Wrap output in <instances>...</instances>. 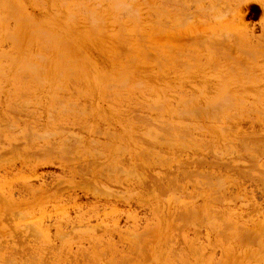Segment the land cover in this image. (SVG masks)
Segmentation results:
<instances>
[{
    "label": "rangeland",
    "instance_id": "rangeland-1",
    "mask_svg": "<svg viewBox=\"0 0 264 264\" xmlns=\"http://www.w3.org/2000/svg\"><path fill=\"white\" fill-rule=\"evenodd\" d=\"M86 1L0 0V264H264V0Z\"/></svg>",
    "mask_w": 264,
    "mask_h": 264
},
{
    "label": "bare ground",
    "instance_id": "bare-ground-1",
    "mask_svg": "<svg viewBox=\"0 0 264 264\" xmlns=\"http://www.w3.org/2000/svg\"><path fill=\"white\" fill-rule=\"evenodd\" d=\"M35 1H36V0H35ZM69 1H70V0H68V2H69ZM84 1H85V0H84ZM87 1H88V0H87ZM87 1H86V2H87ZM89 1H90V0H89ZM105 1H107V0H105ZM108 1H109V0H108ZM110 1H112V0H110ZM113 1L115 2V0H113ZM113 1H112V2H113ZM118 1H119V0H118ZM135 1H136V0H135ZM141 1H143V0H141ZM163 1H164V0H163ZM163 1H162V2H163ZM191 1H192V0H191ZM202 1H203V0H202ZM242 1H243V0H242ZM246 1H247V0H246ZM253 1H254V0H253ZM133 2H134V1H133ZM166 2H167V1H166ZM180 2H181V1H180ZM220 2H221V1H220ZM244 2H245V1H244ZM128 3H129V2H128ZM143 3H144V2H143ZM170 3H171V2H170ZM174 3H175V2H174ZM200 3H201V2H200ZM239 3H240V2H239ZM239 3H238V5H239ZM242 3H243V2H242ZM245 3H246V2H245ZM247 3H248V2H247ZM57 4H58V2H57ZM124 4H125V3H124ZM131 4H133V3H131ZM65 5H66V4H65ZM65 5H64V3H63V7H64ZM94 5H96V4H94ZM115 5H116V4H115ZM115 5H114V7H115ZM121 5H122V3H121ZM121 5H120V6H121ZM125 5H126V4H125ZM127 5H128V4H127ZM172 5H173V4H172ZM218 5H219V4H218ZM226 5H228V4H226ZM238 5H237V7H238ZM246 5H247V4H246ZM9 6H10V5H9ZM9 6H7V7H9ZM97 6L101 7V6L98 5V4H97ZM120 6H119V7H120ZM147 6H148V5H147ZM168 6H169V5H168ZM173 6H174V5H173ZM194 6H195V5H194ZM240 6H241V4H240ZM5 7H6V6H5ZM74 7H75V6H74ZM92 7H93V6H92ZM99 7H98V8H99ZM122 7H123V10H125L124 13H126V16H127L128 14H129V15L132 14V16L135 15V16L138 17V15L135 14V13H137V10H135V12H134V11H132V9H131V7H133V5H130V6L128 7V8L131 9V11L129 10V12H128V8L125 9L124 6H122ZM122 7H121V8H122ZM171 7H172V6H171ZM216 7H217V6H216ZM225 7H226V6H225ZM117 8H118V7H117ZM117 8L115 7L114 9L117 10ZM234 8H235V7H234ZM12 9H14V12L17 11V9H15L14 6L11 7V11H12ZM81 9H82V8H81ZM83 9H84V8H83ZM96 9H97V8H96ZM229 9H230V8H229ZM238 9H239V7H238ZM242 9H243V8H242ZM85 10L88 11L87 8H85ZM123 10H122V11H123ZM175 10H176V9H175ZM205 10H206V9H205ZM82 11H83V10H82ZM126 11H127V12H126ZM180 11H181V10H180ZM12 12H13V11H12ZM83 12H84V11H83ZM131 12H132V13H131ZM133 12H134V13H133ZM10 13H11V12H10ZM84 13L86 14L87 12H84ZM84 13H83V14H84ZM96 13H97V12H96ZM116 13H117V11H116ZM122 13H123V12H121V14H122ZM124 13H123V14H124ZM127 13H128V14H127ZM168 13H169V12H168ZM179 13H180V12H179ZM189 13H190V12H189ZM231 13H232V12H231ZM85 14H84V15H85ZM87 14H89V17L87 16V17H88L87 22L89 21V19L91 18V16H95V15H94V12L92 13L93 15H91V13H87ZM183 14H184V13H183ZM201 14H202V13H201ZM239 14H242V13H240V11H239ZM15 15H16V13H15ZM118 15H120V14H118ZM150 15H151V14H150ZM225 15H226V14H225ZM69 16H70V15H69ZM97 16H98V15H97ZM121 16H122V15H120V17H121ZM123 16H125V15H123ZM132 16H131V17H132ZM135 16H133V17H135ZM12 17H13V16H12ZM70 17H71V16H70ZM70 17H68V19H69ZM72 17H73V16H72ZM87 17H86V18H87ZM137 17H136V20H134V19H133V20L138 22V20H139L140 18L138 17V18H139V19H138ZM150 17H151V16H150ZM226 17H227V16H226ZM118 18H119V17H118ZM121 18H123V17H121ZM128 18H129V17H128ZM154 18H155V16H154ZM7 19L10 20L11 18L9 17V18H7ZM7 19H6V22H7ZM115 19L117 20V17H116ZM137 19H138V20H137ZM235 19H236V18H235ZM11 20L14 22L13 19H11ZM94 20H95V19H94ZM99 20H100V19H99ZM121 20H122V19H121ZM121 20H120V18L118 19V21H121ZM0 21H1V20H0ZM69 21H71V20H69ZM101 21H102V20H101ZM183 21H184V20H183ZM244 21H245V20H244ZM3 22H5V21H3ZM17 22H18V21H17ZM89 22H90V26H91V23H93V22H91V21H89ZM95 22L99 23V22L96 21V20H95ZM185 22H186V21H185ZM205 22H207V21H204V23H205ZM101 23H103V21H102ZM204 23H203V24H204ZM95 24H96V23H93V24H92V29H93V26H94ZM185 24H186V23H185ZM15 25H16V21H15ZM17 25H18V24H17ZM161 25H162V24H161ZM164 25H165V24H164ZM187 25H188V24H187ZM1 26H2V25H1ZM96 26H99V24H96ZM242 26H243V24H242ZM245 26H246V25H245ZM245 26H244V27H245ZM11 27H12V26H11ZM35 27H36V25H35ZM35 27H34V28H35ZM162 27H163V26H162ZM185 27H186V26H185ZM233 27H234V26H233ZM235 27H236V26H235ZM239 27H240V26H239ZM32 28H33V27H32ZM94 28H95V27H94ZM236 28H238V27H236ZM249 28H250V27H249ZM25 29H26V28H25ZM245 29H248L247 26L245 27ZM2 30H3V29H2ZM93 30H95V29H93ZM173 30H174V29H173ZM234 30H235V28H234ZM48 31H49V30H48ZM137 31H138V30H137ZM35 33H36V32H35ZM37 33L40 34L39 32H37ZM0 34H1V33H0ZM262 34H263V33H262ZM27 35H28V34H27ZM42 35H44V33H42ZM136 35H137V34H136ZM219 35H221V34H219ZM223 35H224V34H223ZM0 36H2V35H0ZM126 36H127V35H126ZM234 36H235V35H234ZM4 37L7 38L6 36H4ZM44 37H45V36H44ZM44 37H43V38H44ZM224 37H225V36H224ZM46 38H47V35H46ZM53 38H54V37H53ZM143 38H144V37H143ZM205 38H206V37H205ZM232 38H233V37H232ZM7 39H9V38H7ZM261 39H262V38H261ZM13 40H15V38H13ZM54 40H55V39H54ZM117 40H118V39H117ZM236 40H237V42H238L239 39H236ZM236 40H235V41H236ZM259 40H260V39H259ZM16 42H17V41H16ZM47 42H49V41H47ZM47 42H45V44H46ZM231 42H233V41H231ZM262 42H263V41H262ZM49 43H50V42H49ZM123 43H124V42H123ZM221 43H222V42H221ZM233 43H234V42H233ZM17 44H18V43H17ZM50 44H51V43H50ZM54 44L56 45V43H54ZM237 44H238V43H237ZM259 44H260V43H259ZM48 45H49V44H48ZM201 45H202V44H201ZM223 45H224V44H223ZM257 45H258V44H257ZM238 46H239V45H238ZM261 46H262V45H261ZM36 47H37V46H36ZM209 47H210V46H209ZM240 47H241V46H240ZM262 47H263V46H262ZM47 48H48V47H47ZM47 48H46V49H47ZM49 48H51V46H50ZM244 48H245V47H244ZM247 48H248V47H247ZM145 49H146V48H145ZM166 49H167V48H166ZM229 49H230V48H229ZM238 49H240V48H238ZM243 50H245V49H243ZM260 50H261V49H260ZM43 51H44V49H43ZM47 51H48V49H47ZM216 51H217V50H216ZM241 51H242V50H241ZM248 51H250V50H248ZM251 51H254V46H253V50H251ZM256 51H257V50H256ZM25 52H26V51H25ZM169 52H170V51H169ZM49 53H50V52H49ZM175 53H176V52H175ZM191 53H192V52H191ZM193 53H194V52H193ZM54 54H55V53H54ZM54 54L52 53V55H54ZM252 54H253V53H252ZM218 55H219V54H218ZM221 55H222V54H221ZM228 55H229V54H228ZM254 55H255V54H254ZM246 56H247V55H246ZM261 56H262V55H261ZM36 57H37V56H36ZM36 57H35V58H36ZM219 57H220V56H219ZM219 57H218V58H219ZM58 58H59V57H58ZM61 58H62V57H61ZM66 58H67V57H66ZM250 58H251V57H250ZM254 58H255V56H254ZM39 59H40V58H39ZM43 59H44V58H43ZM191 59H193V58H191ZM235 59H236V58H235ZM29 60H30V59H29ZM35 60H36V59H35ZM58 60H59V59H58ZM162 60H163V59H162ZM43 61H44V60H43ZM62 63H63V61H62ZM66 63H67V62H66ZM131 63H132V62H131ZM180 63H181V62H180ZM235 63H236V62H235ZM183 64H184V63H183ZM26 65H27V64H26ZM30 65H31V64H30ZM30 65H29V66H30ZM239 65H240V64H239ZM32 66H33V65H32ZM183 66H184V65H183ZM185 66H186V65H185ZM25 67H26V66H25ZM35 67H36V65H35ZM29 68H31V67H29ZM29 68H28V69H29ZM19 70H20V69H19ZM21 71H22V73H23V72H26V71H23V70H21ZM232 71H233V69H232ZM246 71H247V70H246ZM19 72H20V71H19ZM19 72H18V74H19ZM27 72H28V71H27ZM33 72H34V74L36 73V71H34V70H33ZM37 72H38V71H37ZM20 73H21V72H20ZM28 73H29V72H28ZM235 73H236V72H235ZM245 73H246V72H245ZM29 74H30V73H29ZM31 74H32V73H31ZM43 74H44V73H43ZM45 75H46V74H45ZM244 75H245V74H244ZM29 77H30V76H29ZM99 77L101 78V76H98V77H96V78L99 79ZM40 78H41V77H40ZM43 78H44V77H43ZM43 78H42V79H43ZM96 78H95V80H97ZM127 78H128V77H127ZM45 79H46V78H45ZM59 79H60V78H59ZM103 79H104V78H102V81H103ZM95 80H94V81H95ZM104 80H106V79H104ZM35 81H36V80H35ZM69 81H71V80H69ZM97 81H99V80H97ZM126 81H129V80L126 79ZM130 81H131V80H130ZM130 81H129V83H130ZM141 81H142V80H141ZM72 82H73V81H72ZM106 82H107V81H106ZM109 82H110V81H109ZM121 82H122V81H121ZM121 82H119V84H120ZM38 83H39V81H38ZM42 83H43V81H42ZM42 83H41V84H42ZM103 83H104V82H102L101 84H103ZM127 83H128V82H127ZM127 83H126V84H127ZM129 83H128L127 85H129ZM98 84H99V82H98ZM101 84H100V85H101ZM144 85H145V84H144ZM101 86H102V85H101ZM108 86L110 87V85H108ZM124 86H126V85H124ZM109 87H108V88H109ZM126 87H127V86H126ZM143 87H144V86H143ZM106 88H107V87H106ZM108 88H107V89H108ZM118 88H120V87L118 86ZM57 89H58V88H57ZM113 89H114V88H113ZM124 89H125V88H124ZM124 89H123V90H124ZM126 89H127V88H126ZM143 89H144V88H143ZM146 89H147V88H146ZM108 90H109V89H108ZM117 90L121 91L122 89H117ZM138 90H139V89H138ZM149 90H150V89H149ZM74 91H75V90H74ZM109 91H111V90H109ZM109 91H108V92H109ZM112 91H113V90H112ZM115 91H116V90H115ZM163 91H164V90H163ZM134 92H135V91H134ZM76 93H77V92H76ZM109 93H110V92H109ZM137 93H138V92H137ZM201 94H202V93H201ZM227 94H228V93H227ZM227 94H226V95H227ZM226 95H224V96H226ZM106 96H107V95H106ZM110 96H111V95H110ZM124 96H125V95H124ZM184 96H185V95H184ZM224 96L222 97V100H223ZM59 97H60V96H59ZM87 97H88V96H87ZM107 97H108V96H107ZM117 97H118V96H117ZM119 97H120V96H119ZM226 97H227V96H226ZM230 97H231V96H230ZM235 97H236V96H235ZM239 97H240V96H239ZM110 98H111V97H110ZM115 98H116V97H115ZM220 98H221V97H220ZM19 99H20V98H19ZM65 99H66V98H65ZM194 99H195V98H194ZM66 100H67V99H66ZM192 100H193V98L191 99V101H192ZM226 100H227V99H226ZM233 100H235V99H233ZM233 100L231 99V102H232ZM237 100H238V99H237ZM62 101H64V100H62ZM179 101H180V100H179ZM235 101H236V100H235ZM239 101H240V99H239ZM258 101H259V100H258ZM17 102H18V101H17ZM17 102H16V103H17ZM33 102H34V101H33ZM184 102H186V101H184ZM222 102H224V103H222ZM222 102L220 101V104H219V105L222 106V104H223V105L225 104V101H222ZM195 103H196V102H195ZM218 103H219V102H218ZM228 103H230V101H229ZM232 103H233V102H232ZM13 104H14V103H13ZM27 104H28V103H27ZM78 104H79V103H78ZM121 104H122V103H121ZM138 104H139V103H138ZM209 104H210V103H209ZM230 104H231V103H230ZM230 104H229V105H230ZM239 104H241V106H242L243 102L241 103V101H240ZM10 105H11V104H10ZM35 105H36V104H35ZM124 105H125V104H124ZM160 105H161V104H160ZM160 105H159V106H160ZM166 105H167V104H166ZM227 105H228V104H227ZM229 105H228V106H229ZM22 106H23V105H22ZM22 106H21V107H22ZM159 106H157V107H159ZM161 106H162V105H161ZM186 106H187V105H186ZM199 106H201V105H199ZM206 106H207V105H206ZM208 106H209V105H208ZM231 106H232V105H231ZM231 106H230V107H231ZM243 106H244V105H243ZM248 106H251V105H248ZM248 106H247V107H248ZM18 107H19V106H18ZM140 107H141V106H140ZM142 107H143V106H142ZM151 107H152V106H151ZM168 107H169V106H168ZM176 107H177V106H176ZM182 107H183V105H182ZM212 107H213V106H212ZM225 107H226V106H225ZM238 107H239V106H238ZM258 107H259V106H258ZM57 108H58V107H57ZM63 108H64V107H63ZM65 108H66V107H65ZM132 108H133V107H132ZM153 108H154V107H153ZM177 108H178V107H177ZM216 108H217V107H216ZM216 108H215V110H217ZM242 108H243V107H242ZM244 108H245V107H244ZM250 108H251V107H250ZM137 109H138V107H137ZM143 109H144V108H143ZM178 109H180V108H178ZM231 109H232V108H231ZM233 109H234V108H233ZM248 109H249V108H248ZM14 110H15V109H14ZM74 110H75V109H74ZM163 110H164V107H163ZM193 110H194V109H193ZM219 110H221V109L219 108ZM224 110H225V109H224ZM235 110H236V108H235ZM49 111H50V110H49ZM53 111H54V110H53ZM79 111H80V110H79ZM81 111H82V110H81ZM84 111H85V110H84ZM156 111H157V110H156ZM177 111H178V110H177ZM179 111H181V110H179ZM210 111H211V110H210ZM221 111H222V110H221ZM236 111H237V110H236ZM239 111H240V110H239ZM242 111H243V110H242ZM117 112H118V111H117ZM188 112H189V111L187 110L186 113H188ZM213 112H214V111H213ZM218 112H219V111H218ZM223 112H224V111H223ZM234 112H235V111H234ZM253 112H254V111H253ZM256 112H257V111H256ZM23 113H24V112H23ZM71 113H72V112H71ZM192 113H193V112H192ZM220 113H221V112H220ZM227 113H229V112H227ZM258 113H259V112H258ZM65 114H66V113H65ZM72 114H73V113H72ZM216 114H217V113H216ZM237 114H238V113H237ZM245 114L247 115V113H245ZM259 114H260V113H259ZM163 115H164V114H163ZM211 115H212V114H211ZM214 115H215V114H214ZM252 115H253V114H252ZM12 116H13V115H12ZM48 116H49V115H48ZM136 116H137V115H136ZM174 116H175V115H174ZM188 116H189V115H188ZM191 116H192V115H191ZM191 116H190V117H191ZM193 116H194V115H193ZM225 116H226V115H225ZM225 116H224V117H225ZM233 116L236 117V115L233 114L231 117H229V118L227 117V118L230 119V118H233ZM262 116H263V115H262ZM50 117H51V116H50ZM178 117H179V116H178ZM235 117H234V118H235ZM239 117H240V116H239ZM52 118H53V117H52ZM188 118H189V117H188ZM191 118H192V117H191ZM54 119H55V118H54ZM133 119H134V118H133ZM220 119H221V118H220ZM250 119H251V118H250ZM38 120H39V119H38ZM57 120H58V119H57ZM216 120H217V119H216ZM225 120H226V118H225ZM238 120H239V118H238ZM240 120H241V119H240ZM253 120H254V119H253ZM200 121H201V120H200ZM226 121H227V120H226ZM230 121H231V120H230ZM251 121H252V119H251ZM23 122H24V121H23ZM163 122H164V121H163ZM217 122H219V120H218ZM17 123H18V122H17ZM226 123H227V122H226ZM238 123H239V122H238ZM240 123H241V122H240ZM143 124H144V123H143ZM150 124H151V122H150ZM229 124H230V123H229ZM230 125H231V124H230ZM145 126H146V124H145ZM163 126H164V125H163ZM39 127H40V126H39ZM156 127H157V126H156ZM168 127H169V126H168ZM179 127H180V126H179ZM225 127H226V126H225ZM36 128H37V127H36ZM174 128H175V127H174ZM227 128H228V127H227ZM182 129H183V127H182ZM185 129H186V128H185ZM188 129H189V128H188ZM231 129H232V128H231ZM248 129H249V128H248ZM62 130H63V129H62ZM160 130H161V129H160ZM176 130H179V129H176ZM194 130H195V129H194ZM194 130H193V131H194ZM221 130H223L222 127H221ZM232 130H233V129H232ZM57 131H58V130H57ZM193 131H191V132H193ZM201 131H202V130H201ZM227 131H228V130H227ZM234 131H235V130H234ZM234 131H233V132H234ZM170 132H171V131H170ZM172 132H173V131H172ZM194 132H196V131H194ZM199 132H200V131H199ZM203 132H204V131H203ZM206 132H207V130H206ZM208 132H209V131H208ZM221 132H222V131H221ZM235 132H236V131H235ZM242 132H243V131H242ZM255 133H256V132H255ZM27 134H28V133H27ZM179 134H180V131H179ZM185 134H186V133H185ZM185 134L183 133L182 135H185ZM206 134H207V133H206ZM223 134H224V133H223ZM228 134H229V133H228ZM31 135H32V133H31ZM44 135H45V134H44ZM47 135H48V134H47ZM187 135H188V138H189V137H190L189 134H187ZM190 135H191V134H190ZM208 135H209V134H208ZM162 136H163V135H162ZM177 136H178V135H177ZM191 136H192V135H191ZM31 137H33V136H31ZM44 137H45V136H44ZM192 137H193V136H192ZM192 137H190V138H192ZM220 137H221V136H220ZM232 137H233V136H232ZM202 138H203V137H202ZM29 139H30V138H29ZM186 139H187V138H186ZM192 139H193V138H192ZM192 141H194V140H192ZM209 141H210V140H209ZM237 141H238V139H237ZM186 142H188V141H186ZM246 142H247V141H246ZM207 143H208V142H207ZM248 143H249V142H248ZM248 143H247V144H248ZM250 143L252 144V142H250ZM254 143H255V142H254ZM254 143H253V144H254ZM148 144H149V143H148ZM190 144H191V142H190ZM209 144H210V143H209ZM253 144H252V145H253ZM260 144H262V142H261ZM260 144H258V145H260ZM54 145H55V144H54ZM154 145H155V144H154ZM202 145H203V144H202ZM205 145H206V144H205ZM248 145H249V144H248ZM211 146H212V145H211ZM243 146H244V144H243ZM249 146H251V145H249ZM263 146H264V145H263ZM263 146H262V147H263ZM64 147H65V146H64ZM153 147H154V146H153ZM202 147H203V146H202ZM204 147H205V146H204ZM206 147H207V146H206ZM209 147H210V146H209ZM212 147H213V146H212ZM18 148H19V147H18ZM169 148H170V147H169ZM245 148H246V147H245ZM47 149H48V148H47ZM206 149H207V148H206ZM211 149H212V148H211ZM239 149H240V148H239ZM250 149H252V148H250ZM263 149H264V147H263ZM19 150H20V149H19ZM72 151H73V150H72ZM195 151H196V150H195ZM197 151H198V150H197ZM197 151H196V152H197ZM62 153H63V152H62ZM62 153H61V154H62ZM64 153H65V152H64ZM68 153H69V152H68ZM59 155H60V154H59ZM63 155H64V154H63ZM71 155H72V154H71ZM138 155H139V154H138ZM14 156H15V155H14ZM19 156H20V155H19ZM52 156H53V155H52ZM52 156H51V157H52ZM95 156H96V155H95ZM17 157H18V156H17ZM23 157H24V154H23ZM45 157H46V156H45ZM51 157H50V158H51ZM178 157H179V156H178ZM205 157H206V156H205ZM21 158H22V157H21ZM153 158H154V157H153ZM12 159H13V158H12ZM159 159H161V158H159ZM44 160H45V159H44ZM145 160H146V159H145ZM175 160H176V159H175ZM210 160H211V159H210ZM215 160H216V159H215ZM232 160H233V159H232ZM79 162H80V161H79ZM149 162H150V161H149ZM38 163H39V162H38ZM76 163H77V162H76ZM190 163H191V162H190ZM4 164H5V163H4ZM36 164H37V163H36ZM183 164H184V163H183ZM0 165H1V164H0ZM7 165H8V164H7ZM32 165H33V164H32ZM34 165H35V163H34ZM212 167H213V166H212ZM235 167H236V166H235ZM108 168H109V167H108ZM177 168H178V167H177ZM226 169H227V168H226ZM255 169H256V168H255ZM177 171H178V170H177ZM222 173H223V172H222ZM126 174H127V173H126ZM211 174H212V173H211ZM164 175H166V174H164ZM170 175H171V174H170ZM214 175H215V177L217 176L216 174H214ZM234 175H235V174H234ZM224 176H226V175H224ZM100 177H101V176H100ZM176 177H177V176H176ZM192 177H193V176H192ZM215 177H214V179H215ZM217 177L220 178L221 175H220V176H217ZM222 177H223V176H222ZM229 177H230V176H229ZM29 178H30V177H29ZM175 179H176V178H175ZM185 179H186V178H185ZM217 179H218V178H217ZM232 179H233V178H232ZM218 180L221 182L220 179H218ZM236 180H237V179H236ZM177 181H178V180H177ZM177 181H176V182H177ZM179 181H180V180H179ZM179 181H178V182H179ZM203 181H204V180H203ZM233 181H234V180H233ZM216 182H217V181H216ZM244 182H245V181H244ZM258 182H259V181H258ZM202 184H203V183H202ZM224 184H225V183H223L222 185H219V187L221 186V187H220V191H221V188L226 187V186H223ZM236 184H237V182H236ZM263 184H264V183H263ZM24 185H25V184H24ZM217 185H218V183H217ZM7 186H8V185H7ZM189 186H190V185H189ZM202 186H204V185H202ZM222 186H223V187H222ZM235 186H236V185H235ZM22 187H23V186H22ZM24 187H25V186H24ZM28 188H29V187H28ZM24 189H26V190L28 191L27 188H24ZM199 189H200V188H199ZM84 190H85V189H84ZM131 190H132V189H131ZM172 190H173V189H172ZM87 191H88V190H87ZM222 191H223V192H221V193H223V194H224V192H226V191H224V190H222ZM60 192H61V191H60ZM217 192H218V191H217ZM14 193H15V192H14ZM37 193H38V192H37ZM151 193H152V192H151ZM218 193H219V192H218ZM221 193H220V194H221ZM235 193H236V192H235ZM185 194H187V193H185ZM213 194H214V193H213ZM231 194H232V193H231ZM100 195H101V194H100ZM199 195H200V194H199ZM14 196H15V195H14ZM193 196H194V195H193ZM222 196H223V195H222ZM212 197H213V196H212ZM223 197H224V196H223ZM225 197H226V196H225ZM234 197H235V196H234ZM0 198H1V197H0ZM127 198H128V197H127ZM127 198H126V199H127ZM5 199H6V198H4V200H3V198H1V200H0L1 203H2V202H3V203H4V202H7V201H6L7 199H6V200H5ZM225 199H226V198H225ZM242 199H243V198H242ZM2 200H3V201H2ZM211 200H212V199H211ZM243 200H244V199H243ZM21 201H22V200H21ZM127 201H128V200H127ZM214 201H215V200H214ZM8 202H11V201L8 200ZM8 202H7V203H8ZM124 202H125V201H124ZM11 203H12V202H11ZM146 203H147V202H146ZM217 203H218V202H217ZM234 203H235V202H234ZM218 204H219V203H218ZM0 205H1V204H0ZM4 205H6V204L4 203ZM7 205H8V204H7ZM9 205H10V203H9ZM205 205H206V204H205ZM15 206H16V205H14V207H15ZM234 206H235V205H234ZM8 207H9V206H8ZM11 207H13V206H11ZM62 209H63V208H62ZM227 209H228V208H227ZM182 210H183V209H182ZM59 211H60V210H59ZM62 211H63V210H62ZM62 211H60V213H61ZM65 211H66V210H65ZM154 211H155V210H154ZM187 211H188V209H187ZM212 211L215 212L214 210H212ZM219 212L221 213V211H218V213H219ZM196 213H197V212H196ZM16 214H17V213H16ZM18 214H19V213H18ZM49 214H50V213H49ZM49 214H48V215H49ZM152 214H153V213H152ZM178 214H179V212H178ZM223 214H224V213H223ZM225 214H226V212H225ZM21 215H23V214H21ZM46 215H47V214H46ZM48 215H47V216H48ZM195 215H196V214H195ZM49 216H50V215H49ZM49 216H48V217H49ZM51 216H54V215L51 214ZM253 216H254V215H253ZM27 217H29V216H27ZM44 217H45V216H43L42 218H44ZM181 217H182V216H181ZM249 217H250V216H249ZM5 218H6V217H5ZM20 218H21V216H20ZM29 218H30V217H29ZM29 218H28V219H29ZM35 218H38V217L30 218V219H31L30 221L32 222V219L35 220ZM42 218L39 217L38 219L41 220ZM45 218H46V217H45ZM220 218H221V217H220ZM223 218H224V217H223ZM14 219H15V218H14ZM22 219H23V217H22ZM24 219H25V218H24ZM46 219H47V218H46ZM177 219H178V218H177ZM25 220H26V219H25ZM180 220H182V218H181ZM225 220H226V219H225ZM263 220H264V219H263ZM23 221H24V220H23ZM35 221H36V220H35ZM185 221H186V220H185ZM221 221H222V220H221ZM24 222H28V223H29V220L24 221ZM24 222H23V223H24ZM31 222H30V223H31ZM183 222H184V220H183ZM229 222H230V220H229ZM229 222H228L227 224H229ZM23 223H22V224H23ZM114 223H115V222H114ZM234 223H235V222H234ZM234 223L232 222L231 224H229V225H230V228H231V225L234 224ZM26 224H27V223H26ZM117 224H118V223H117ZM225 224H226V223H225ZM227 224H226V225H227ZM182 225H183V224H182ZM229 225H228V226H229ZM228 226H227V227H228ZM31 227H32V226L29 225L28 231H30V230L32 229ZM80 227H81V226H80ZM232 227H234V226H232ZM25 228H26V226H25ZM236 228H237V227H236ZM12 229H13V226H12ZM29 229H30V230H29ZM152 229H153V228H152ZM181 229H183V228H181ZM181 229H180V230H181ZM224 229H225V228H224ZM228 229H229V228H228ZM135 230H136V229H134V231H135ZM178 230H179V229H178ZM261 230H262V228H261ZM11 231H12V230H11ZM31 231H32V233H31V232H28V233L31 234V235L37 234V235H34V237H33V238H34V241H35V239H36V240H39V236H40V237H43L42 235H39V234H41V233H39V232L41 231L40 229H36L35 231H34V230H31ZM38 231H39V232H38ZM96 231H97V230H96ZM249 231H250V230H249ZM34 232H35V233H34ZM147 232H148V231H147ZM262 232H263V231H262ZM33 233H34V234H33ZM61 233H62V231H61ZM195 233H196V232H195ZM197 233H198V232H197ZM62 234H63V233H62ZM71 234H72V233H71ZM144 234H145V233H144ZM146 234H147V233H146ZM260 234H261V233H260ZM31 235H27V236L30 237ZM59 235H60V234H59ZM64 235H65V234H64ZM222 235H223V234H222ZM262 235H263V234H262ZM65 236H66V235H65ZM75 236H76V235H75ZM147 236H148V235H147ZM176 236H177V235H176ZM24 237H25V236H24ZM221 237H222V236H221ZM224 237H225V236H224ZM37 238H38V239H37ZM60 238H61V237H60ZM259 238H260V237H259ZM19 239H20V238H19ZM25 239H26V238H25ZM225 240H226V239H225ZM3 242H4V241H3ZM173 242H174V241H173ZM36 243H37V242H36ZM136 243H137V241H136ZM22 244H23V243H22ZM192 244H193V243H192ZM5 245H6V244H5ZM5 245H4V246H5ZM21 246H22V245H21ZM48 246H49V245H48ZM51 247H52V246H49L48 248H51ZM135 247H136V246H135ZM54 248H55V247H54ZM0 249H2V248H0ZM45 249H46V248H45ZM52 249H53V248H52ZM82 249H83V248H82ZM46 250H47V249H46ZM48 250H49V249H48ZM192 250H193V249H192ZM196 250H197V249H196ZM14 251H15V250H14ZM30 251H31V250H30ZM132 251H133V249H132ZM33 252H34V251H33ZM175 252H176V251H175ZM197 252H198V251H197ZM36 253H37V252H36ZM36 253H35V254H36ZM48 253H49V252H48ZM103 253H104V252H103ZM30 254H31V253H30ZM37 254H38V253H37ZM37 254H36V255H37ZM77 254H78V253H77ZM83 254H84V253H83ZM106 254H107V253H106ZM176 255H177V254H176ZM102 256H103V255H102ZM106 256H107V255H106ZM134 256H135V255H134ZM137 256H138V255H137ZM174 256H175V255H174ZM193 256H194V255H193ZM230 256H231V255H230ZM33 257H34V256H33ZM170 257H171V256H170ZM184 257H185V256H184ZM247 257H248V256H247ZM23 258H24V257H23ZM45 258H46V257H45ZM45 258H44V259L42 258V259L45 260ZM51 258H52V257H51ZM119 258H120V257H119ZM124 258H125V257H124ZM130 258H131V257H130ZM47 259H49V258H47ZM71 259H72V258H71ZM137 259H138V258H137ZM185 259L187 260V258H185ZM250 259H251V258H250ZM17 260H18V259H17ZM53 260H54V259H53ZM85 260H86V259H85ZM124 260H125V259H124ZM132 260H133V259H132ZM134 260H135V259H134ZM41 261H42V260H41ZM46 261H47V260H46ZM256 261H257V260H256ZM5 262H6V261H5ZM5 262H4V263H5ZM217 262H218V264L221 263V262H219V261H217ZM9 263H10V262H9ZM12 263H13V262H12ZM35 263H36V261H35ZM35 263H34V264H35ZM185 263H186V262H185ZM39 264H40V263H39ZM41 264H42V263H41ZM204 264H205V263H204ZM216 264H217V263H216Z\"/></svg>",
    "mask_w": 264,
    "mask_h": 264
}]
</instances>
